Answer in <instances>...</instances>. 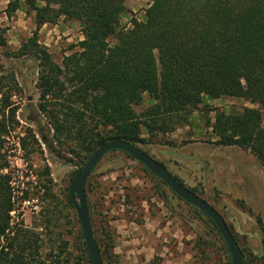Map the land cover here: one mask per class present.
I'll return each mask as SVG.
<instances>
[{
  "label": "trees",
  "instance_id": "trees-1",
  "mask_svg": "<svg viewBox=\"0 0 264 264\" xmlns=\"http://www.w3.org/2000/svg\"><path fill=\"white\" fill-rule=\"evenodd\" d=\"M150 1L145 19L132 20L130 29L121 28L127 0H13L8 4V18L23 6L35 14L36 32L15 57L38 62V111L28 121L38 126L45 147L68 163L66 153L86 159L85 165L108 141L146 145L157 136L189 127L204 97L236 98L256 107L217 112L213 121L208 120V128L218 146L249 152L264 169V0ZM62 18L79 22L84 39L59 65L40 44L39 33ZM0 47H7L1 29ZM21 92L16 74L0 71V152L4 137L19 125V108L13 99ZM147 96L150 105L137 113L135 108ZM43 120L52 138L46 134ZM34 140L38 142L35 136ZM19 143L27 149L26 138ZM8 168L0 159V264H85L83 258L64 257L63 252L43 257L40 234L14 223L12 177L4 174ZM160 197L170 207L166 193L161 192ZM84 246L87 262L92 264L86 243ZM241 252L244 264H249ZM149 264L165 263L156 257Z\"/></svg>",
  "mask_w": 264,
  "mask_h": 264
},
{
  "label": "rangeland",
  "instance_id": "rangeland-1",
  "mask_svg": "<svg viewBox=\"0 0 264 264\" xmlns=\"http://www.w3.org/2000/svg\"><path fill=\"white\" fill-rule=\"evenodd\" d=\"M11 1L0 0V29L7 42L6 48L0 47V71L14 72L22 92L13 99L19 108V125L15 131L10 127V134L4 137L0 159L9 165L4 174L12 177L16 210L12 218L15 224L40 234L43 257L63 252L64 257H81L88 264L82 228L69 200L75 173L86 159L66 153L71 163L60 160L43 144L38 126L28 121L38 111V62L15 55L36 32L35 14L23 6L8 18L6 10ZM126 6L121 28L130 29L132 20L145 19L151 1L127 0ZM83 39L80 23L64 18L55 25H45L39 33L40 44L59 65ZM114 42L111 40V44ZM149 105L147 96L135 110L142 113ZM255 107L244 99L204 97L189 127L157 136L138 147L164 164L187 189L196 191L223 216L249 264H264V169L249 152L218 146L207 125L217 112L234 113ZM42 125L52 138L45 120ZM22 138H26V150L19 143ZM161 192L166 193L170 207L161 199ZM89 205L104 264H149L160 257L151 258V240L146 244L140 241L145 231L148 236H157V231L146 230L145 224L152 221L160 231L170 224L173 236L164 241L169 233L165 231L156 237L162 242L156 243L154 249L162 252L167 247L174 253L176 263L231 264L224 242L210 220L177 198L145 166L122 153L108 154L98 165L89 180Z\"/></svg>",
  "mask_w": 264,
  "mask_h": 264
},
{
  "label": "water",
  "instance_id": "water-1",
  "mask_svg": "<svg viewBox=\"0 0 264 264\" xmlns=\"http://www.w3.org/2000/svg\"><path fill=\"white\" fill-rule=\"evenodd\" d=\"M119 151L127 154L136 162L144 165L153 175L160 179L184 202L205 214L218 228L226 246L228 247L231 264H244L241 248L235 240L223 216L208 202L182 186L169 171L158 161L146 154L141 148L123 140H111L101 145L91 156L89 161L75 174L70 186V198L78 215L84 240L92 264H103L101 254L94 236L91 218L87 205V182L101 161L111 152Z\"/></svg>",
  "mask_w": 264,
  "mask_h": 264
},
{
  "label": "crops",
  "instance_id": "crops-1",
  "mask_svg": "<svg viewBox=\"0 0 264 264\" xmlns=\"http://www.w3.org/2000/svg\"><path fill=\"white\" fill-rule=\"evenodd\" d=\"M157 225L158 224L155 221H152L151 223L148 222L147 224H145L146 230L150 229L151 231H157L158 234L156 233L157 236H155L154 233H150L149 236H148L146 234L148 231H145V235H144V233L141 235L140 241L142 242V244H146L147 242H149V240H151L152 248H153V252H152L153 254H152L151 258H154L155 255H158V256L160 255V257H162L164 259L166 264H179V263H176V258H175L174 253L170 252V250L167 247H165L162 252H156V250H157L156 249L157 248L156 243H161L162 242V241H157L156 237H160L161 235H164L165 231L169 232V230H170V226H169L170 224L169 223H168V226L166 228L162 229V231L157 230V227H158ZM165 236L166 237L163 240L164 241H168V238L172 237L173 234L171 232H169ZM155 246H156V248L154 249ZM177 254H179V253H177ZM178 256H180V254L177 255V257Z\"/></svg>",
  "mask_w": 264,
  "mask_h": 264
},
{
  "label": "built area",
  "instance_id": "built-area-1",
  "mask_svg": "<svg viewBox=\"0 0 264 264\" xmlns=\"http://www.w3.org/2000/svg\"><path fill=\"white\" fill-rule=\"evenodd\" d=\"M14 213H15V212L12 213V216H13Z\"/></svg>",
  "mask_w": 264,
  "mask_h": 264
}]
</instances>
